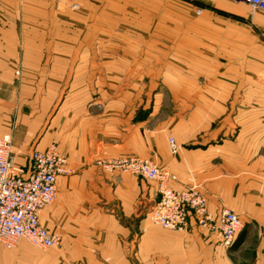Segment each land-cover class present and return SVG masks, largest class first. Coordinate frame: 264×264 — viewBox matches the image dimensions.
<instances>
[{"label": "crops", "instance_id": "0c3cea01", "mask_svg": "<svg viewBox=\"0 0 264 264\" xmlns=\"http://www.w3.org/2000/svg\"><path fill=\"white\" fill-rule=\"evenodd\" d=\"M5 134L15 166L55 145L67 172L39 216L60 244L0 246V264L264 263V14L246 3L0 0ZM129 157L237 214L233 245L192 217L154 226L157 182L95 166Z\"/></svg>", "mask_w": 264, "mask_h": 264}, {"label": "built area", "instance_id": "2783aa9c", "mask_svg": "<svg viewBox=\"0 0 264 264\" xmlns=\"http://www.w3.org/2000/svg\"><path fill=\"white\" fill-rule=\"evenodd\" d=\"M233 1L246 3L264 14V0ZM195 14L199 15L200 10ZM169 147L172 154L177 152L173 138L169 139ZM30 158L28 172L15 166L11 136H0V246L7 250L21 240L42 251L60 244L59 235L43 228L39 216L56 198V180L67 172L66 158L55 145L42 152L33 151ZM95 166L105 173L131 174L157 182L159 199L150 211V221L154 226L183 232L192 217L197 227L217 232L226 248L233 245L244 228L242 219L227 209H222L217 215L212 214L198 187L172 189L169 185L176 181V177L152 160L108 158L96 160Z\"/></svg>", "mask_w": 264, "mask_h": 264}, {"label": "rangeland", "instance_id": "374dc122", "mask_svg": "<svg viewBox=\"0 0 264 264\" xmlns=\"http://www.w3.org/2000/svg\"><path fill=\"white\" fill-rule=\"evenodd\" d=\"M263 255H264V252H263ZM237 259H238V258H237ZM236 262H237V261H236ZM254 262H255V261H254ZM256 262L258 263V261H256ZM257 263H256V264H257ZM233 264H237V263L233 262ZM263 264H264V263H263Z\"/></svg>", "mask_w": 264, "mask_h": 264}]
</instances>
